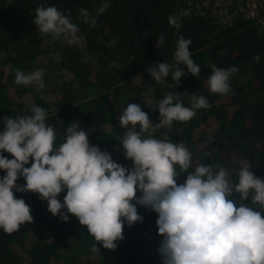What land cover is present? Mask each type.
Listing matches in <instances>:
<instances>
[{
  "label": "trees",
  "instance_id": "trees-1",
  "mask_svg": "<svg viewBox=\"0 0 264 264\" xmlns=\"http://www.w3.org/2000/svg\"><path fill=\"white\" fill-rule=\"evenodd\" d=\"M105 2L110 6L97 16V9ZM185 4V0H0V86L8 85L6 97L0 95V133L5 129V116L32 115L31 108L39 106L46 110V123L53 122L56 147L66 138L67 127L80 123L91 146L132 168L133 162L117 140L126 131L120 117L131 101L149 115L152 138L182 143L192 153V168L177 177L178 184L185 183L187 175L201 164L225 167L231 182L238 183L239 170L247 163L250 171L264 180V28L244 19L224 25L210 11L202 16H182ZM39 6H55L66 16L70 13V22L79 27L80 42L69 44L63 35L54 39L40 33L33 22ZM80 8L97 17L95 27L84 22ZM170 16L180 24L179 29L169 23ZM180 36L191 41V58L200 66V75H192L181 64L186 75L179 85L171 73L157 83L147 69L158 63L173 64ZM257 54L259 63L254 59ZM47 59L56 65L50 70L59 85L38 90L35 84L25 87L15 83L16 69L28 74L41 69ZM213 66L239 69L230 76L231 90L226 95L209 90ZM48 77L45 72L47 83ZM36 90L41 94H33ZM170 94L178 96L174 102L185 107H191L192 95H203L211 106L196 110L188 122L174 121L171 130L156 129L159 101ZM2 154L14 158L6 151ZM32 162L30 158L25 167H31ZM175 167L179 172V165ZM5 175L0 169V178ZM17 184L26 185L23 176ZM65 195L66 189L58 196L61 203ZM141 195L138 190L137 197ZM15 196L30 206L33 222H25L11 234L0 228V264H16L12 261L21 258L19 253L28 255L30 260L25 264H51V255L55 257L52 264H79L78 258L64 259L63 252L43 251L40 244L31 242L40 234L46 237L44 244L49 248L67 245L70 239L84 236L87 227L71 213H67L68 222L54 216L37 193L15 192ZM229 199L237 207L243 203L256 210L251 198L241 201L235 191ZM136 207L143 220L131 227L124 221V239L116 241L115 250L108 249L113 264H163L158 251L164 239L158 233V213L139 204ZM95 260L88 263L95 264Z\"/></svg>",
  "mask_w": 264,
  "mask_h": 264
},
{
  "label": "clouds",
  "instance_id": "clouds-1",
  "mask_svg": "<svg viewBox=\"0 0 264 264\" xmlns=\"http://www.w3.org/2000/svg\"><path fill=\"white\" fill-rule=\"evenodd\" d=\"M109 6L103 3L97 16ZM79 12L85 23L96 26V16H90L84 8ZM69 16L55 6H39L33 22L46 36L51 34L55 39L63 35L69 44H78L79 27L70 22ZM169 23L180 27L171 16ZM190 44V40L180 36L174 63L149 67L151 77L160 83L171 73L179 85L186 75L181 64L199 76L201 68L191 58ZM254 59L259 63L260 55ZM238 71L235 66H213L208 77L209 90L228 94L230 76ZM44 74L42 68L28 74L16 69L15 83L25 87L35 84L38 90H44ZM178 100V96L170 94L159 101L156 129L171 130L174 121L188 122L196 110L211 106L203 95H192L191 107L174 102ZM31 112L32 115L17 118L5 116V129L0 133V169L6 172L0 178V228L5 233L11 234L25 222H33L30 206L15 196V192H33L47 201L48 211L54 216L68 222L67 213H71L98 244L115 250L116 241L124 239V221L131 227L143 220L136 207L139 204L158 213V233L164 238L158 251L163 264H264V180L250 171L249 164L239 170L238 183L231 182L225 167L201 164L187 175L185 183L178 184L177 177L192 168V153L182 143L144 138L153 123L138 104H128L123 111L120 124L126 131L117 139L126 158L133 162L132 168H125L108 152L91 146L88 132L80 123H71L65 141L56 147L55 130L46 123V110L33 106ZM4 151L14 158L4 156ZM30 158L34 162L25 167ZM21 176L26 185L17 184ZM65 189L61 203L58 196ZM138 190L142 193L139 197ZM233 191L241 201L251 198L256 210L243 203L237 207L229 199ZM91 250L100 251L97 244Z\"/></svg>",
  "mask_w": 264,
  "mask_h": 264
},
{
  "label": "rangeland",
  "instance_id": "rangeland-1",
  "mask_svg": "<svg viewBox=\"0 0 264 264\" xmlns=\"http://www.w3.org/2000/svg\"><path fill=\"white\" fill-rule=\"evenodd\" d=\"M186 2H188L187 0H185ZM221 20V21H220ZM220 22L222 24H224V20L222 18H220ZM45 63L44 64H41L42 68L44 69V71L48 74V83H47V79L46 78H42L43 81L45 82L46 85L51 86V85H59V82L58 80H56L53 76H51V70L50 68H56V65H52L50 63V61L47 59L46 61H44ZM51 65L53 67H51ZM35 67V66H34ZM51 76V77H50ZM238 80H242L241 77H238ZM8 88V85H1L0 86V89H2V92H1V96L2 98H5L6 97V92L4 91L5 89L7 90ZM36 96L40 95L41 92H38L37 90L34 91V93ZM91 94H95V91H92ZM51 97L53 98V96L51 95ZM50 97V98H51ZM181 101H183V99H181ZM184 102V101H183ZM133 102L131 101H128L124 107V109H126L127 105L128 104H132ZM49 125H53V122L50 121L48 123ZM149 136H152L151 134L149 133H145L144 134V138H148ZM66 139V138H65ZM64 139V141H65ZM63 141V142H64ZM28 240L30 239L29 236L26 237ZM46 237L40 234L36 235L35 238H33V241L31 242L32 245H39L40 244V248L44 251V250H48L50 252H57L59 253H62V256L63 258H69V257H74V258H78L79 259V264H89L88 262L90 260H92V258H96V262L95 264H113V260L110 256V252H108V249L104 248L102 244H98V242L95 241L94 237L91 236L89 234V232L85 233L84 236H80V237H74L72 239H70L67 243V245H63V246H54L52 245V242L50 241L49 239V243L53 246L49 248V246L47 247L48 243L47 244H44V242L46 241ZM93 244H97L98 248L100 249V251H97V252H93L91 249H92V245ZM20 257L23 259V262L25 264V262H29V257L26 253H19ZM21 258H15L13 259L12 262L16 263V264H21L22 260ZM53 258H55L53 255H51V257L49 258V261L50 263L52 264V261H53Z\"/></svg>",
  "mask_w": 264,
  "mask_h": 264
},
{
  "label": "built area",
  "instance_id": "built-area-1",
  "mask_svg": "<svg viewBox=\"0 0 264 264\" xmlns=\"http://www.w3.org/2000/svg\"><path fill=\"white\" fill-rule=\"evenodd\" d=\"M180 15L202 16L211 12L224 20V25H232L237 19L252 20L264 28V0H187ZM221 21V20H220ZM223 23V22H222Z\"/></svg>",
  "mask_w": 264,
  "mask_h": 264
}]
</instances>
